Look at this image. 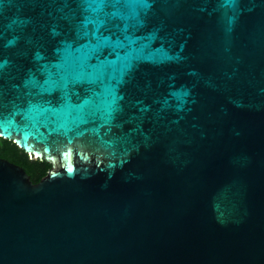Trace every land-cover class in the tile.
Here are the masks:
<instances>
[{
  "label": "water",
  "instance_id": "water-1",
  "mask_svg": "<svg viewBox=\"0 0 264 264\" xmlns=\"http://www.w3.org/2000/svg\"><path fill=\"white\" fill-rule=\"evenodd\" d=\"M0 264H264V0H0Z\"/></svg>",
  "mask_w": 264,
  "mask_h": 264
},
{
  "label": "trees",
  "instance_id": "trees-1",
  "mask_svg": "<svg viewBox=\"0 0 264 264\" xmlns=\"http://www.w3.org/2000/svg\"><path fill=\"white\" fill-rule=\"evenodd\" d=\"M0 157L20 165L30 176L32 182H38L46 175L50 165L33 156H30L23 149L18 147L12 140L0 137Z\"/></svg>",
  "mask_w": 264,
  "mask_h": 264
}]
</instances>
